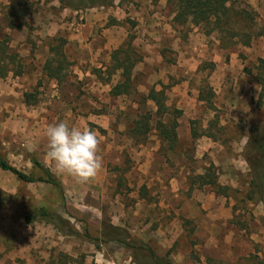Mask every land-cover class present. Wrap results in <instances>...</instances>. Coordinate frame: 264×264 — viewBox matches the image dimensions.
I'll use <instances>...</instances> for the list:
<instances>
[{
  "label": "rangeland",
  "instance_id": "rangeland-1",
  "mask_svg": "<svg viewBox=\"0 0 264 264\" xmlns=\"http://www.w3.org/2000/svg\"><path fill=\"white\" fill-rule=\"evenodd\" d=\"M54 1L79 14L120 7L132 59H141L132 72L130 94L117 99L108 89L97 90L94 82H109L106 73L79 81L72 70V56L78 53L67 44L61 83L47 76L44 68L55 55L51 50L56 40H65L60 32L52 40L55 29L43 20L58 11ZM73 3L81 10L71 8V0H0V71H8L0 76V157L40 177L32 160L45 165L46 128L60 121L76 125L73 114L77 118L84 112L101 121L80 119V127L102 138L104 168L88 184L53 169L63 193L47 184L21 182L0 169L1 239L27 243L32 233L25 217L46 208L67 220L78 236L35 222L39 241L49 243L38 264H57L60 255L62 264H264V194L256 185L262 167L256 139L264 133V86L256 77L264 38L225 49L231 42L222 43L217 32L175 25L169 0H108L107 6L95 7L85 0ZM232 4L238 35L259 33L264 0ZM242 12L255 20L252 29L239 21ZM153 89L165 92L168 107L182 111L174 147L156 129L157 108L147 100ZM57 92L63 93V105L55 103ZM26 93L34 97L30 104ZM149 113L150 132L131 136ZM211 167L226 195L218 187L201 186Z\"/></svg>",
  "mask_w": 264,
  "mask_h": 264
},
{
  "label": "trees",
  "instance_id": "trees-1",
  "mask_svg": "<svg viewBox=\"0 0 264 264\" xmlns=\"http://www.w3.org/2000/svg\"><path fill=\"white\" fill-rule=\"evenodd\" d=\"M84 0H71V8L76 10H81V7H77L73 2H83ZM93 3L95 6H107L108 0H85ZM169 3L174 6V19L173 22L177 26H186L191 24L195 27L204 28L205 34L211 35L212 33H219L221 42H226L229 40L231 43L229 46H224L223 48L228 49L230 47L241 44L243 46L249 47L255 38H264V26L260 28L259 33L255 35H249L247 33H240L238 35L237 29L234 27L236 24L234 21V9L233 0H169ZM17 16V14H15ZM239 21L242 23H249L248 29H252L256 22L251 19L246 12H242L237 15ZM245 32V31H244ZM254 36V37H253ZM57 45L53 47L51 53H55L53 59L47 62L44 68L45 72L50 74L47 76L49 78L55 79L58 83H61L60 78L63 73V66L65 60H67L64 53V46L66 42L63 39L56 40ZM2 46V45H1ZM3 47V46H2ZM132 41L127 42V45L123 46L119 50L115 51L112 55V65L105 71L108 78L114 74H119L120 80L117 85L111 90V96L117 98L120 96L128 95L133 87L132 72L141 59H132ZM57 65L56 68L54 66ZM7 70L0 71V76H5ZM257 77L256 81L259 85L264 86V59H259L257 66ZM3 74V75H2ZM109 80V81H110ZM34 97L30 94H24V99L26 104H30ZM147 100H151L156 105L157 119L156 129L159 131V135L163 141H167L171 147H174L178 139L177 129L179 127L178 120L182 116V111L171 109L167 106L166 95L164 91L157 92L156 90H151ZM167 115H173V120L168 123L164 122V118ZM152 114H146L143 117V124L134 126V129L130 131L131 136H146L152 129L151 119ZM256 143L259 147L258 156L260 158L261 173L256 180L257 188L261 195L264 194V133L257 137ZM34 168L40 173V177L36 178L34 176L25 174L24 172L11 166L9 162L0 157V169L13 174L19 181L27 184L42 183L50 185L56 188L60 193H63V187L59 179L53 174V172L45 167L43 164L37 160H32ZM217 175L214 172V167H211L207 173L206 177H203L201 186H213L218 187L221 191V195H226L228 189L223 188L218 185ZM25 223L27 225L33 224L35 222H44L48 225H52L56 231L63 234L64 236H78V233L71 230L70 223L65 220L61 215L50 211L46 208H40L37 211L27 215L25 217ZM116 236V235H115ZM116 239V238H115ZM118 240V239H116ZM67 258V257H66ZM63 257L60 255L57 264H62ZM153 264H156L153 262Z\"/></svg>",
  "mask_w": 264,
  "mask_h": 264
},
{
  "label": "crops",
  "instance_id": "crops-1",
  "mask_svg": "<svg viewBox=\"0 0 264 264\" xmlns=\"http://www.w3.org/2000/svg\"><path fill=\"white\" fill-rule=\"evenodd\" d=\"M51 5L58 8V11L53 15L51 13L50 15L48 14L43 17V20L55 29V34L51 35L52 40L56 38V35L60 32V34H64L66 41L64 39L63 40L66 42L67 46H71L78 53V55L74 54L72 56V70L78 80L82 81L83 79H87L89 77L97 78V73H105V71H107L112 65L113 53L125 46L128 39V33L125 31V27H121V19L125 15L120 10V7L116 6L117 8L108 9L106 11H101L104 8H101L100 10L90 9L85 12H80L81 14H79L78 11L72 10L68 7H61L59 1H54ZM59 8H62L61 12ZM122 14L123 16H121ZM81 19L85 20V24H78ZM109 21L111 22V25L105 29ZM38 43L44 44L42 43V39ZM118 76L119 74L117 76L114 74L111 77V80L105 84L97 80L94 82V86L98 87L97 90H99V87L103 88L102 92L106 89L110 92L113 87L118 84L120 80V77ZM116 77L119 78L118 82L114 80ZM53 83H55L53 88L58 87V82ZM56 94L58 97L55 99V103H61L62 105L66 103L63 98V93L58 94L57 92ZM72 111L73 110L69 109L68 113L72 114ZM73 115V118L77 121L75 122L77 123L76 126L79 127L80 124H82L80 123V119L88 121L96 118V123L100 124L101 122L98 121V116L91 113L88 116L84 112L82 114L77 113V118L75 113ZM99 117L103 118V116ZM70 125L75 124L71 123ZM99 126L101 129L107 128V124ZM33 141V147L36 150V147L39 145L38 139L33 137ZM44 164L45 167L49 168L53 172L54 168L51 162L46 160L44 161ZM36 224L37 223L27 225L25 223V225L29 227V232L32 233L30 235V240L27 241V243H23L21 241H13L9 243L7 239H1L0 237V264L43 263V248H48L49 243L46 239H41L39 241V236L41 234L38 233V231H41V229L36 227ZM40 247H42V250H38ZM14 250H16V252H14ZM24 251L27 252L26 256ZM24 258L25 261L23 260ZM85 264H88V262L86 261Z\"/></svg>",
  "mask_w": 264,
  "mask_h": 264
},
{
  "label": "clouds",
  "instance_id": "clouds-1",
  "mask_svg": "<svg viewBox=\"0 0 264 264\" xmlns=\"http://www.w3.org/2000/svg\"><path fill=\"white\" fill-rule=\"evenodd\" d=\"M46 137V160L56 173L88 184L102 173L104 160L102 138L96 130L70 125L67 121L50 124Z\"/></svg>",
  "mask_w": 264,
  "mask_h": 264
}]
</instances>
